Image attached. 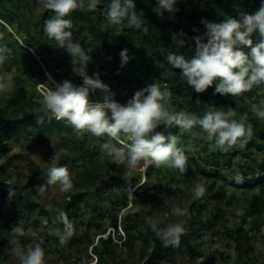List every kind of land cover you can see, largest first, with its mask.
Returning a JSON list of instances; mask_svg holds the SVG:
<instances>
[{
  "label": "rangeland",
  "instance_id": "374dc122",
  "mask_svg": "<svg viewBox=\"0 0 264 264\" xmlns=\"http://www.w3.org/2000/svg\"><path fill=\"white\" fill-rule=\"evenodd\" d=\"M195 1H200L201 11L206 3L214 4L213 0ZM1 2L0 9L18 16L19 21L13 25L5 23L6 30L0 29V39H15L23 44L24 39L38 37L34 33V23L46 11L38 7L37 0ZM262 2L256 4L257 10ZM176 7L179 11L182 8L188 9L187 5L183 7L179 1ZM105 9V5L100 1V7L93 12L104 18L102 12ZM179 11L169 14L156 4L151 14L145 15V18H152L154 29L181 28L186 26V22ZM100 27L101 31L107 30L111 35L126 36V26H122L121 32L117 27L109 26L102 20ZM195 29L199 31H193L194 34H204L206 31L204 27ZM259 35L261 33L257 30L252 34L251 40ZM99 39V35L92 34L87 28L82 30L79 41L73 38L91 57L87 65L88 75L94 76L98 73L106 84L108 79L99 69L94 54ZM7 49V59L3 66H0V77L10 86V91L0 92V118H21L32 112L44 117V120L42 124L38 123L26 129L10 128L0 132L1 140L8 147L7 152L0 155V178L23 185V192L34 203L32 209L22 210L23 214L18 215L17 208L0 196V213L4 220L9 221L10 226L9 231L0 232V264H20L11 254L10 232L13 226H20L24 230V234L17 239L25 249L35 243L41 244L45 253L44 264H200L206 257H214V264H264V211L251 210L253 195L261 194L264 201V188L249 189L244 186L245 176L259 172L253 161L258 159L255 153L247 157L242 152H237L230 159V165L223 158L215 160L210 157L213 151L209 149L205 134L196 126L189 132L180 130L179 134L177 147L187 156L185 173L181 174L176 169L164 166L144 167L142 162L141 167L126 176L127 169L124 164H113L101 155L100 145L108 139L107 137L96 138L90 133H85L81 138H77L72 128L64 132L58 127L49 126L50 119L54 117L51 113L45 116L43 106L39 103V95H42L46 87L42 84L34 86L35 76L27 74L24 65L26 57L20 54L21 52L14 54ZM40 50L39 52L48 59L49 65L57 67L64 81L69 80L76 86L82 85V78L73 73L72 58L66 50L58 48L55 41L51 43L50 48ZM242 50L246 53L251 51L249 47ZM32 53L39 58L37 50H32ZM165 81L166 76L154 74L150 84L156 83L162 91L170 92V87ZM54 83L60 84L55 81ZM143 88L134 90L132 94ZM116 92L119 97L115 100L126 104L129 100L126 91L117 86ZM104 96L103 91L96 90L90 92L88 99H94L89 102L95 104L102 102ZM184 96L185 107H178L176 112L189 110V113L197 115L191 109L193 105L202 112L208 106H215L225 111L234 110L237 118L246 115L247 121L249 118H256L264 127V119L251 111L253 104L264 102V85L255 87L239 97L212 94L209 101L204 103L197 99L192 104L191 94L187 90ZM29 97L32 100H29ZM221 99L224 103L219 102ZM122 140L130 142L127 137H122ZM61 149L63 151L58 166L65 165L69 169L74 183L73 189L68 193L60 192L58 185H48V177L39 174V171L51 166L54 151L60 152ZM259 156L264 159V148L260 150ZM202 167L214 175H204L200 170ZM215 167L218 168L217 174L213 172ZM140 182L143 184L140 185ZM196 183H201L206 188L205 195L199 199L193 194ZM41 186L46 187L43 193L39 190ZM137 187L145 192L144 199L135 196L133 191ZM77 192H82L83 198L75 209L66 212L74 225V233L61 245L55 233L57 230L62 233L63 229L58 225L56 217L59 210L64 211L71 195ZM218 192L222 193V199L214 198ZM126 193L128 205L122 208L120 203ZM171 206L186 209L188 215L169 216ZM136 207H139V211L133 212L132 209ZM47 213L55 216L52 223L49 222ZM124 215H128L130 220L125 219ZM114 216L117 217L116 227L112 222ZM145 217L154 218L160 227L168 223H182L185 233L191 236L199 254L194 255L183 247L181 252L171 257L149 262L148 257L156 235L145 223ZM133 223L136 228L132 227ZM239 229L243 231L240 235L237 233ZM230 233L239 235L240 248L237 246L238 241L232 238ZM108 237L111 242L106 241Z\"/></svg>",
  "mask_w": 264,
  "mask_h": 264
},
{
  "label": "clouds",
  "instance_id": "9594fccd",
  "mask_svg": "<svg viewBox=\"0 0 264 264\" xmlns=\"http://www.w3.org/2000/svg\"><path fill=\"white\" fill-rule=\"evenodd\" d=\"M38 7L51 12L44 22L43 31L47 37L54 40L58 48L66 50L72 58L73 73L82 78V85L76 86L65 80L55 86V89L45 88L39 103L43 106L45 116L48 113L56 120H62L73 129V134L81 138L90 133L96 138L107 137L100 145L101 155L113 164L126 166L127 176L130 172L143 166L154 165L176 169L181 174L187 170V156L177 147L180 137L171 132L157 131L164 125H173L182 132H189L199 126L209 142L210 151L228 152L233 148L243 149L253 136V126L247 121V116L236 117L232 109L227 111L208 106L202 116L188 112H176L171 108L169 91H162L159 85L152 83L137 90L126 104H121L113 98L109 86L102 82L99 74L89 76L87 65L91 60L78 41L73 40L71 31L73 24L69 17L75 10L96 11L100 0H37ZM158 7L164 12L174 14L179 9L177 0H157ZM109 26L117 27L122 32V26L138 31L148 32L143 13L138 14L134 0H110L106 11L102 12ZM206 31L203 35L191 37L195 42V54L186 59L184 55L171 50L165 57L172 69H180L182 77L196 93H203L215 85V93L239 97L250 92L255 87L264 85V41L252 46L251 36L257 30L264 35V2L254 14L241 13L240 18L226 17L222 22L201 20ZM198 32V29H193ZM172 40L178 48L183 47L186 34L183 31L172 33ZM249 47L250 53L242 49ZM7 47L0 46V66L7 59ZM122 66L129 61L128 50L120 53ZM161 76H167V71ZM101 90L105 93L102 102H89L90 92ZM10 91V86L0 77V92ZM251 111L264 119V102L253 104ZM44 117L38 116L37 123L42 124ZM127 137L130 142H124ZM118 144L120 146H118ZM60 152L54 155L47 170V184L58 185L62 193L70 192L73 179L66 166H58ZM46 187L41 186V193ZM206 188L196 183L193 194L196 198L205 195ZM11 195V193H10ZM129 198H132L130 193ZM138 212L139 207L133 208ZM169 216L184 217L187 210L179 206H171ZM56 220L63 225V232L55 233L63 245L66 239L74 233V225L63 210H59ZM155 235L165 246L176 245L185 233V226L180 222L168 223L164 227L152 217H145ZM11 254L20 264H44V249L40 243L29 245L26 249L17 239L24 234L20 226L11 230Z\"/></svg>",
  "mask_w": 264,
  "mask_h": 264
},
{
  "label": "trees",
  "instance_id": "16d2710c",
  "mask_svg": "<svg viewBox=\"0 0 264 264\" xmlns=\"http://www.w3.org/2000/svg\"><path fill=\"white\" fill-rule=\"evenodd\" d=\"M2 0H0V3ZM105 7L110 3V0H100ZM181 2V5L184 7L188 6V9H180V15L186 22V26L181 28L176 27H162L160 29H154L152 18H145V15H150L152 10L156 7L157 0H134L136 4L138 14L143 13L145 19V25L148 28V32L144 33L143 31H138L135 29L126 28V36L124 35H111L107 30L101 31L100 24L103 20V23L106 21L105 17L102 18L100 15H96L93 11L87 12L85 10H75L71 13L69 17H66L72 21L73 27L71 31L73 32V38H77L79 41L81 39L82 30L87 28L92 34L99 35V41L96 45L95 56L97 64L101 72L108 79L106 83L111 89V94L113 98L116 99L119 97V94L116 92L117 86H120L126 91V97L132 98L134 90L146 87L152 81L154 74H161L162 72L167 71L166 83L170 87L171 99L170 105L174 110L179 108H184V93L186 90L191 94V103L194 104L197 99H201V103L208 102L210 96L215 94V85L209 87L203 93H196L195 90L189 86L182 77V71L180 69H172L168 65L165 57L169 50L177 52L178 54L184 55L186 59H190L195 54V42L191 37L196 35H203V33L194 34L193 28L204 27L205 25L201 23V20H208L210 22H222L226 17H232L239 19V15L243 13L254 14L256 9V4L262 2V0H213V5L210 3L205 4V8L200 10V1L194 0H177ZM264 1V0H263ZM106 11V9H105ZM52 15L51 12H45L43 15L34 23L35 29L34 33L38 35L37 38L32 37V39H24L23 44H20L15 39H10L5 41L0 39V46H6L9 48L12 53L24 55L25 61L24 65L26 67L27 74H32L35 76L34 86L42 84L47 88L55 89V82L62 83L64 80L59 74L57 67L49 65L48 59L43 56L39 50L41 48H50L51 43L54 40H51L45 35L43 28L45 20ZM0 29L6 30V25H13L14 22L19 21V17L15 16L12 13H6L0 9ZM107 22V21H106ZM28 27V26H26ZM29 28V27H28ZM27 29V28H26ZM183 31L186 35L182 37L185 40L183 47L178 48L177 45L173 43L172 33H179ZM264 41V35H259L252 40V46L259 44ZM37 50L39 54V60L45 65L46 71L42 67V63L35 57L32 50ZM123 49L128 50L129 61L122 66L120 53ZM41 51V50H40ZM57 69V70H56ZM36 72V73H35ZM23 91V89H21ZM40 99L42 95H39ZM29 100H32L29 97ZM89 101H94L90 99ZM224 103L221 99L219 101ZM179 107V108H178ZM197 115L202 116L203 112L200 111L196 105H193L191 108ZM190 109V110H191ZM186 112L189 113V110ZM38 116L35 113L29 112L26 113L21 118L7 119L4 120L0 118V132L3 130L12 129H26L28 127H33L37 125ZM249 123L253 126V136L247 145L240 149L238 147L229 150L228 152H223L220 150L213 151L210 154V157L217 160L223 158L225 162L230 165V159L233 157V154L237 152H242L244 156L251 157L253 153L256 154L258 159H253L256 164V170L259 171V175L256 176L254 173L252 176H245L244 186L249 189L261 190L264 188V159L259 156L260 150L264 148V127L259 123L256 118H249ZM49 126L58 127L61 131H68L71 129V126L67 125L66 122L62 120H56L51 118L49 121ZM178 127L173 125L170 128H166L164 125L158 127L157 131L171 132L175 135L180 134ZM201 130V129H200ZM202 131V130H201ZM118 146H120L118 144ZM207 149V146L204 147ZM254 149V151H252ZM8 147L0 138V155H3L7 152ZM193 162L194 158H192ZM217 164V163H216ZM61 165H63L61 163ZM65 166V165H63ZM219 165H216V167ZM215 167L213 172L218 173V168ZM2 170V167H0ZM48 168L42 169L39 171V174L47 177ZM201 172L206 176H213L214 174L211 171H207L206 168H201ZM133 192L135 196H140V198H145V192H143L139 187H137ZM11 193V195H10ZM82 192L73 193L67 203L64 211L68 212L77 207L79 200L83 198ZM0 196L6 198L13 207L17 208L16 213L22 215V210H30L33 208L34 203L31 201L27 195L23 192V185H20L17 182H9L6 179L0 178ZM222 193L218 192L214 195L216 199H222ZM128 194L126 193L120 203V207L125 208L128 205ZM251 210L253 212L264 211V201L261 194H255L251 200ZM49 222L52 223L55 216L49 214ZM125 219H129L128 215H124ZM113 225L117 226V217H113ZM58 225L63 229V225L58 222ZM9 221L2 218L0 213V232L9 231ZM132 227L136 228L135 223ZM243 231L237 230V233L240 235ZM232 238H235L238 241L237 246L240 248L241 244L239 235L229 234ZM107 242H111V238L106 239ZM2 243H0V248ZM186 247L192 254L198 255L199 252L194 245L191 236L184 233L178 244L165 246L162 241L154 236L152 250L149 254L148 261L154 262L159 259H166L173 256L177 252H181L182 248ZM101 258V254H100ZM102 260V259H100ZM200 264H214V257H206Z\"/></svg>",
  "mask_w": 264,
  "mask_h": 264
},
{
  "label": "built area",
  "instance_id": "2783aa9c",
  "mask_svg": "<svg viewBox=\"0 0 264 264\" xmlns=\"http://www.w3.org/2000/svg\"><path fill=\"white\" fill-rule=\"evenodd\" d=\"M38 60H39V58H37ZM40 61V60H39ZM41 62V61H40ZM42 63V62H41ZM42 67L44 68V70L46 71V67H45V65L42 63ZM57 70V69H56ZM46 73H47V71H46ZM255 175L256 176H258L259 175V172H257V173H255Z\"/></svg>",
  "mask_w": 264,
  "mask_h": 264
},
{
  "label": "bare ground",
  "instance_id": "6f19581e",
  "mask_svg": "<svg viewBox=\"0 0 264 264\" xmlns=\"http://www.w3.org/2000/svg\"><path fill=\"white\" fill-rule=\"evenodd\" d=\"M143 183L140 182V185H142Z\"/></svg>",
  "mask_w": 264,
  "mask_h": 264
}]
</instances>
